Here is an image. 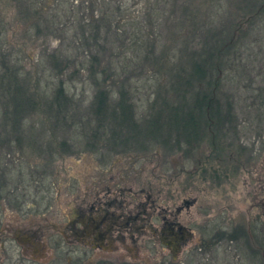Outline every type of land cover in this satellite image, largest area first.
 <instances>
[{
  "label": "rangeland",
  "instance_id": "374dc122",
  "mask_svg": "<svg viewBox=\"0 0 264 264\" xmlns=\"http://www.w3.org/2000/svg\"><path fill=\"white\" fill-rule=\"evenodd\" d=\"M92 2L0 0V180L4 177L10 187L2 195L18 187L17 200L25 197L19 211L5 200L0 205V231L6 234L0 238V251L3 242L14 264L109 261L87 246L68 245L54 232L68 223L87 190L109 187L142 190V201L149 193L160 206L180 208L181 223L196 222L197 246L188 257L181 254L182 263L262 264L251 251L247 231L258 216L264 220V0ZM117 7L122 14L133 13L132 25L124 24L118 41L114 30L108 33L100 25V37L93 40L90 11L100 18ZM218 34L223 42L231 39L233 49L223 59L225 83L218 95L223 109L215 131L201 129L190 150L176 127H162L157 140L129 134L136 121L145 129L152 115L163 112L164 103L177 107L180 98L175 97L183 89L192 54L199 59L204 43L210 49L218 45ZM94 56L101 65L98 74L91 67ZM8 82L11 92L4 90ZM22 87L40 104L20 114L10 100ZM59 88L70 101L48 109L46 102ZM103 89L110 90L109 95L102 100L104 108L95 111ZM119 97L134 105L130 125L125 117L124 125L114 120L123 133L116 132L108 116L114 108L120 112ZM226 99L233 108H225ZM14 115L13 122L5 121ZM117 135L125 140L119 142ZM176 139L180 145L174 147ZM102 178L107 179L100 185ZM125 198L133 200L128 192ZM203 225L209 240L233 231L237 237L200 253L196 247ZM128 242L116 251L125 249L128 262L135 256L142 264L160 262L150 241L136 247Z\"/></svg>",
  "mask_w": 264,
  "mask_h": 264
},
{
  "label": "flooded vegetation",
  "instance_id": "af4514ba",
  "mask_svg": "<svg viewBox=\"0 0 264 264\" xmlns=\"http://www.w3.org/2000/svg\"><path fill=\"white\" fill-rule=\"evenodd\" d=\"M198 135L187 138V145H191L188 150L195 146L192 141H196ZM104 179L107 178L99 180L101 182L100 185H103L102 181ZM1 183V208L5 200L9 208L19 211L25 205L24 195H20V201L17 200L18 197L15 192L18 190V187L12 188L9 195H2V190L9 185L4 177H2ZM127 192L132 194L133 203L130 200H126L125 193ZM142 197V190L137 193L131 189L120 188L117 191H111L109 187L89 189L83 195V200L75 203L73 214L69 216L70 220L68 223L63 225L62 229L55 228L54 232H58L68 245L72 242L84 245L89 247L93 252H97L101 256L99 258L107 256L106 258L109 261L99 260L98 264H110L111 262L112 264H142L143 259L136 256L132 257L131 261L128 262L126 258L130 257H128L125 249L120 253L116 251L119 250V246L125 248L124 244H127L128 241L133 247H136L139 242L143 243L144 240L153 243L154 253L160 260L158 264H184L181 262L182 259L188 257L191 254L190 251L193 246L196 245L194 243L195 236L193 235L194 227L198 228L196 222L192 225L190 219V223H181L178 219L181 211L180 208L171 209L169 206H160L156 204V200L149 193L145 194V201H142ZM189 206L186 207L187 210L191 208ZM188 216L191 218V214ZM206 225L201 226L199 229L201 230L200 234L203 233L204 237L199 241V248L196 247V250L200 253L206 252L210 247H217L220 241L226 238L228 240H235L237 237V232L233 231L230 236L218 233L214 240H209L207 239L208 227ZM247 236L251 243V251L258 257L260 256L262 264H264L263 217L258 216L256 220L248 223ZM0 238L3 240L6 238V234L3 231H0ZM1 250L0 252L3 257L0 260V264H3L4 261H8L7 264H14V260L5 250L3 242L1 243ZM108 254L113 255L111 259L108 258ZM181 254L185 255L182 259L180 257L182 256ZM166 256L170 257L168 262L165 261ZM17 262L19 263L18 260ZM78 263L79 260H76L75 264ZM203 264L207 263L204 262Z\"/></svg>",
  "mask_w": 264,
  "mask_h": 264
},
{
  "label": "trees",
  "instance_id": "16d2710c",
  "mask_svg": "<svg viewBox=\"0 0 264 264\" xmlns=\"http://www.w3.org/2000/svg\"><path fill=\"white\" fill-rule=\"evenodd\" d=\"M90 4H92V0H90ZM264 8V3L262 4V7L260 10ZM117 10L115 13L112 12V10H106L103 12V16L96 17L95 12L92 9L90 11L89 16V23H92V38L95 40L96 38L100 37L101 29L100 25H104L106 32L109 33V31L114 30L115 36L118 37L117 41L119 40V34L123 31V26L126 24V26L132 25L133 21L135 20V16H133V13H121L123 10L120 7L116 8ZM256 12L255 15L259 14L261 11ZM83 18V17H82ZM150 18V17H149ZM247 18V17H246ZM150 21L153 22V19L150 18ZM80 25V24H79ZM86 25L82 24L80 27H84ZM145 26L143 27L144 30ZM84 29V28H83ZM218 36H222V34H218ZM129 37V36H128ZM96 41V40H95ZM220 43L218 45H215L211 49L207 47V43H204L203 50L204 53H199V59H196V56L192 54L191 60H190V67L189 72L187 73V78L184 80L183 83L180 84V86L183 87L182 91L180 93L176 94L175 101L180 98L179 102L177 103V107H174L172 105H168V103H164L163 106V112L158 113L156 115H152L150 117L149 125L146 126L144 129L143 126H139L138 122L136 121L134 124V128H132L129 132V134L133 133L136 137H139L141 139H148L151 138V140H157L159 137L158 135L162 133V127L165 128V130H172L174 127H176L177 130H181L180 133L183 135L185 140H187L188 137H196L201 129H205L206 132L213 133L215 130H213V126L219 125L220 122V112L222 111L223 107H221L218 95L222 93V84L225 83L221 80L224 68L222 66L224 57H227L226 51H231L233 49L231 39L227 41L222 38H219ZM140 43H142V40L140 39ZM126 44V42H125ZM125 44L121 47L126 48ZM123 49V50H124ZM114 50V48H112ZM112 54V53H111ZM117 54L110 55L111 58H115ZM117 58V57H116ZM91 67H93V72L98 74L99 70H101V65L99 60L96 59V57H92V63ZM17 72H14L12 74V77H17ZM94 74V75H96ZM215 75V77H214ZM222 75V76H221ZM17 79V78H16ZM16 80H14L15 82ZM11 87V83L5 86L6 88L4 90H10L7 89V87ZM59 93L57 92L56 96L51 102H46L47 108L52 109L56 106L64 105V102L68 103L70 99L64 98L61 91L62 88H59ZM104 91L98 92V99L99 104H96V110L99 111L102 106H105V102L103 103L102 100L107 99V96L109 95L110 90L103 89ZM6 91L4 93L7 94ZM11 92V91H10ZM112 94V92H111ZM113 96V94H112ZM120 97H123L121 95ZM118 98V100L120 99ZM39 99L37 100L33 98L30 94L28 95L26 91L22 88L15 89L14 94L12 93L11 96V106L13 111L16 113H22L24 110H28V106L31 108H35L39 106ZM72 100V99H71ZM106 101V100H105ZM154 101V100H153ZM101 102V103H100ZM39 103V104H38ZM36 105V106H35ZM134 106L132 103H128L126 99L122 98L119 100V104H116V107L119 108L120 112H116V109L114 108L112 110L113 115L110 113L108 116H111L112 118V124H114V129L118 128L117 133H123V130H121L118 126L124 125L129 122V125L133 121V117H131L130 111L131 107ZM228 106V107H227ZM174 107V108H173ZM104 108V107H102ZM226 109L233 108V105L231 104L229 99H226L225 103ZM20 111V112H19ZM166 111L165 115L164 112ZM20 113V114H21ZM204 113L203 116L199 115ZM182 114V115H181ZM196 115V117H195ZM127 116V117H126ZM130 116V118H129ZM13 117V118H11ZM16 115L14 116H6L5 121L9 119V121L13 122ZM96 118H98V115L96 113ZM124 117L127 118V121L124 120ZM104 118V117H103ZM115 118V119H114ZM202 118H206V120H202ZM114 120L118 121L115 123ZM58 121V120H57ZM147 121V122H148ZM142 127V128H141ZM173 128V129H172ZM141 132H143V136H141ZM170 134V133H169ZM157 135V138H156ZM117 140L119 142H122L125 140V138L117 135ZM169 139V138H168ZM215 139V138H213ZM112 141L114 139L112 138ZM169 141V140H168ZM173 146L175 145L179 146L180 142L178 139H176V142H172Z\"/></svg>",
  "mask_w": 264,
  "mask_h": 264
}]
</instances>
